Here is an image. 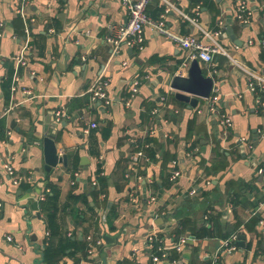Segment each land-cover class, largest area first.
Segmentation results:
<instances>
[{
	"label": "crops",
	"instance_id": "0c3cea01",
	"mask_svg": "<svg viewBox=\"0 0 264 264\" xmlns=\"http://www.w3.org/2000/svg\"><path fill=\"white\" fill-rule=\"evenodd\" d=\"M169 1L198 24L173 11L165 18L171 33L208 44L203 32L222 31L225 21L216 41L227 55L200 67L216 75L228 130L210 99L190 107L175 97L167 79L187 74L191 62L165 34L146 26L142 47L114 53L110 39L128 21L122 0H0V264H44L45 247L58 243L46 235L42 211L52 187L60 193L58 224L78 239L88 230L103 240L60 264H212L224 242L237 250L219 254L217 264H264L263 90L253 91L236 64L264 78V0ZM242 4L245 23L236 15ZM148 12L159 21L165 5L154 0ZM21 55L26 64L18 68ZM12 71L17 80L8 91ZM98 81L108 83L109 106L92 99ZM47 134L67 155L51 172L33 143ZM175 169L181 176L173 180ZM73 195H87L89 205ZM72 211L86 221L75 222Z\"/></svg>",
	"mask_w": 264,
	"mask_h": 264
},
{
	"label": "built area",
	"instance_id": "2783aa9c",
	"mask_svg": "<svg viewBox=\"0 0 264 264\" xmlns=\"http://www.w3.org/2000/svg\"><path fill=\"white\" fill-rule=\"evenodd\" d=\"M154 0H122V3L128 12V21L125 25L118 28V37L115 39H110L112 43L114 44V53L118 54L123 46L127 47H135L140 46L142 47L144 43V29L146 26H151L155 29H157L160 33L165 34L168 39L176 42L181 48L185 49L188 52L187 61H192L194 59H199L204 63H207L211 65L214 61V55L216 54H225L227 55V52L224 51L221 46L217 43L216 38L221 36L224 29L225 21L221 19L219 21L220 26L222 27V31L216 32V33H210V32H203L205 38H208L211 43H204L197 37H194L192 35H177L175 33H171L166 29V23L165 18L168 14L171 12H179L183 18L188 20L191 24H194L195 26H198L197 20L195 18H190L186 15H184L182 12H180L177 7L170 2L169 0H161L162 3L165 5V12L163 15V18L159 21H155L151 18L148 12V6L151 4V2ZM200 8L196 7V12L199 14ZM237 20L240 23L247 22L250 13L247 11V8L244 4L240 5L237 8ZM3 26V23L0 21V28ZM17 66L18 68L20 66H24L26 64L25 56L21 55L17 59ZM237 66L242 69L244 72H246L251 77V84L250 87L253 91H258L257 88H260L263 90L264 94V78L259 77L255 74V72L249 70L243 65H240L236 63ZM124 65H127L125 62ZM186 66V65H185ZM15 80H17V72L14 77ZM132 87V97H134L138 91H139V81L137 80L135 83H133ZM90 92L92 94V99L94 101H99L101 103H104L106 106L111 105L112 99L109 95L108 91V83L98 81L95 82ZM211 100V111L217 116V120L220 122L222 127L226 130L230 129L232 127V120L230 117H228L225 114L220 113V109L217 106V103L220 99V91L216 87L213 88L212 96L209 98ZM260 104L264 106V96L260 99ZM65 115L64 111H58L57 112V118L60 119ZM10 134V133H8ZM144 155L143 151H139L136 154V161L138 158L142 157ZM177 164L176 162L174 163ZM7 172L9 175H14V171L11 167L7 166ZM264 172L263 169L260 170V173L262 174ZM181 176V173L179 170L175 169V171L172 172V179H176ZM19 180V179H18ZM18 180H15V184H18ZM95 184V183H94ZM46 197L42 196L41 200H44ZM1 206V205H0ZM50 233H46V235H49ZM9 240H12V237H8ZM234 240H237V237H233ZM88 242L90 245H92L89 248V252L93 253L94 249L100 248L103 244V240L100 237H93L92 235H88L87 237ZM150 242L152 244V248L154 247V243L156 242L153 237H150ZM176 248L181 249V245H177ZM237 250V246L235 244H230L229 242H224L222 246L219 249V253L215 256V261L212 264H217L219 254L223 253H231L233 251ZM163 259H168L169 253L168 250L162 249ZM155 262H158L160 260V257L156 255L153 259Z\"/></svg>",
	"mask_w": 264,
	"mask_h": 264
},
{
	"label": "water",
	"instance_id": "95a60500",
	"mask_svg": "<svg viewBox=\"0 0 264 264\" xmlns=\"http://www.w3.org/2000/svg\"><path fill=\"white\" fill-rule=\"evenodd\" d=\"M228 32L232 34L231 27H228ZM231 38L235 39L233 34ZM200 62L201 60L199 59L192 60L187 70V74L183 75L182 71L167 79V84L170 89L179 92L174 93L175 97L180 101L190 103V107H196L200 98L209 99L215 86L214 80L216 75H207L200 67ZM33 143H35L38 147L43 148L46 164L44 169L46 172H51L53 168L57 167L61 163L66 164L67 155H61L59 153L55 135L47 134L38 142ZM105 239L107 242H110L108 237ZM244 239V237H240L241 247H244V243H242Z\"/></svg>",
	"mask_w": 264,
	"mask_h": 264
},
{
	"label": "trees",
	"instance_id": "16d2710c",
	"mask_svg": "<svg viewBox=\"0 0 264 264\" xmlns=\"http://www.w3.org/2000/svg\"><path fill=\"white\" fill-rule=\"evenodd\" d=\"M14 77V72H10L9 76L7 77L5 89L8 91L11 90L12 81ZM260 88H257L259 90ZM8 93V92H7ZM263 96V94H262ZM4 124L0 123V130L1 134L4 133ZM153 137L150 136L148 138V142H152ZM73 199L75 202H85L87 205H89L88 202V196L82 195L74 197ZM59 199H60V193L57 188H51L50 192L46 196V202L42 204V211L46 212L47 214V220H48V227L50 230V235L53 237L58 238L57 244H51L50 246H46L43 253V263L44 264H60L61 260L63 258H75L77 253L84 252L86 248H88V230H85L83 232V238L78 239L77 233H72L71 235L65 231L57 222V216L59 215ZM73 216V220L79 224V222L83 223L85 222V216H82V213L72 211L71 212ZM157 243H155V247H157ZM155 251V250H154ZM175 258L174 256H172Z\"/></svg>",
	"mask_w": 264,
	"mask_h": 264
}]
</instances>
